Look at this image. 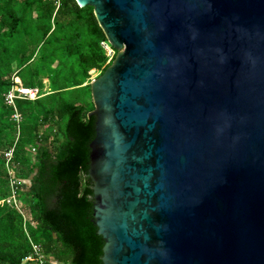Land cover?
<instances>
[{
  "label": "water",
  "instance_id": "water-1",
  "mask_svg": "<svg viewBox=\"0 0 264 264\" xmlns=\"http://www.w3.org/2000/svg\"><path fill=\"white\" fill-rule=\"evenodd\" d=\"M74 1L115 52L80 166L95 264H264V0Z\"/></svg>",
  "mask_w": 264,
  "mask_h": 264
},
{
  "label": "trees",
  "instance_id": "trees-1",
  "mask_svg": "<svg viewBox=\"0 0 264 264\" xmlns=\"http://www.w3.org/2000/svg\"><path fill=\"white\" fill-rule=\"evenodd\" d=\"M101 41L89 6L0 0V264H17L29 242L51 264H95L94 239L77 214L86 207L80 166L92 103L67 94L89 95L88 71L108 66ZM13 76L39 95L14 100L17 125L4 101ZM11 191L20 196V211L5 203Z\"/></svg>",
  "mask_w": 264,
  "mask_h": 264
},
{
  "label": "built area",
  "instance_id": "built-area-1",
  "mask_svg": "<svg viewBox=\"0 0 264 264\" xmlns=\"http://www.w3.org/2000/svg\"><path fill=\"white\" fill-rule=\"evenodd\" d=\"M101 48L104 50L105 55L107 57L106 62L110 61L114 55V50L107 44L106 41L100 42ZM14 78L16 80H14ZM38 90L36 88H27L21 85L19 79L15 76L12 77V84L4 96L5 103L11 107L12 109V120L16 123V125L20 121V117L17 114V111L14 106L15 99H26V100H34L37 98ZM5 166L8 164L11 158V149L7 150L4 154ZM13 184V182H10ZM5 203L20 211V196H18L14 191H11L9 197L5 200ZM30 244V250L27 254H25L17 264H51V262L42 254L39 247L35 244Z\"/></svg>",
  "mask_w": 264,
  "mask_h": 264
},
{
  "label": "rangeland",
  "instance_id": "rangeland-1",
  "mask_svg": "<svg viewBox=\"0 0 264 264\" xmlns=\"http://www.w3.org/2000/svg\"><path fill=\"white\" fill-rule=\"evenodd\" d=\"M115 53V52H114ZM110 61H108V62H106V64L107 63H109ZM99 75V71L98 70H90V71H88V78H87V81H86V83L88 84V82L91 80V79H94V78H96L97 76ZM21 76V75H20ZM14 80H16L15 78H14ZM44 84H46V81L45 80H43L42 81ZM86 83H84V84H86ZM68 96H76L77 98H78V100L79 101H81V102H87V101H89V99H90V95H88V93H85L84 91H82V90H75V91H71V92H69L68 94H67ZM90 102H91V99H90Z\"/></svg>",
  "mask_w": 264,
  "mask_h": 264
}]
</instances>
